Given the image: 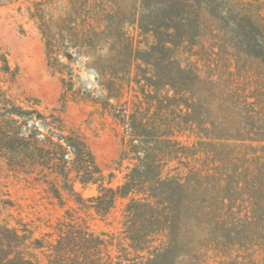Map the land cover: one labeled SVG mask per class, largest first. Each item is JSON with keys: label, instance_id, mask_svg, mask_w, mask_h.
Instances as JSON below:
<instances>
[{"label": "trees", "instance_id": "obj_1", "mask_svg": "<svg viewBox=\"0 0 264 264\" xmlns=\"http://www.w3.org/2000/svg\"><path fill=\"white\" fill-rule=\"evenodd\" d=\"M216 9L207 0H33L48 66L62 83L61 107L99 105L123 127L132 166L123 183L110 185L62 108L19 101L4 87L17 69L0 47V168L4 161L61 205L67 194L101 218L129 197L135 253L113 254V234L70 215L57 238L36 237L20 220L0 225V264H163L190 225L264 226V0H219ZM130 26L152 41L142 46ZM84 69L95 88L78 85ZM133 81L146 106L130 110L124 94ZM77 184L98 192L85 197ZM5 195L0 210L13 206Z\"/></svg>", "mask_w": 264, "mask_h": 264}, {"label": "rangeland", "instance_id": "obj_2", "mask_svg": "<svg viewBox=\"0 0 264 264\" xmlns=\"http://www.w3.org/2000/svg\"><path fill=\"white\" fill-rule=\"evenodd\" d=\"M32 2L18 0L0 6V47L7 52L12 67L17 69L16 78L2 84L19 101L31 99L36 100L41 108H62L67 124L78 129L86 139L106 181L117 186L124 182L132 166L123 153L126 147L123 127L91 101L70 100L61 107L62 83L60 76L48 66L45 41L37 22L31 17ZM218 4L219 0H207V6L212 10H217ZM157 20L165 24L162 12H158ZM128 29L142 41V46L152 41L151 37L139 36L134 26ZM80 73L83 78L79 81L77 78L78 85L85 90L91 86L96 87L93 74L85 69ZM141 90L142 86L134 81L126 88L124 99L130 110L146 106L143 102L138 104L140 99L146 100ZM153 111L152 108L148 116ZM182 139L190 144L195 140L189 132L183 134ZM76 186L85 197L98 192L97 185L90 184L85 188L80 184ZM45 187V184L27 175L15 174L2 161L0 191L6 194L5 198L12 200L13 206L0 210V225L8 223L18 226L20 220L35 229L36 237L50 232L52 238H57L60 222L69 221V216L73 215L97 233L113 234V254H125L127 251L123 247L131 254L135 253L130 246L129 232L125 225L124 209L130 201L129 197L118 199L111 213L101 218L93 210L77 208L67 194L64 195L65 204L61 205ZM258 211L264 217V206ZM175 241L164 261L166 264H264V226L257 227L249 223L228 227L212 223L190 225ZM143 254L148 255L147 251Z\"/></svg>", "mask_w": 264, "mask_h": 264}]
</instances>
